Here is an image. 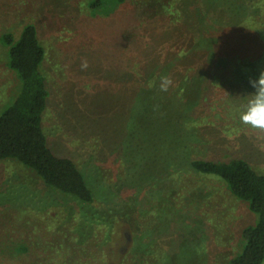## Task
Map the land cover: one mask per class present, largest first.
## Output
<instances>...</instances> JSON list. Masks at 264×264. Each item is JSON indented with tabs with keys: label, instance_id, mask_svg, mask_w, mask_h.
Returning <instances> with one entry per match:
<instances>
[{
	"label": "rangeland",
	"instance_id": "obj_1",
	"mask_svg": "<svg viewBox=\"0 0 264 264\" xmlns=\"http://www.w3.org/2000/svg\"><path fill=\"white\" fill-rule=\"evenodd\" d=\"M90 1L0 0V35L9 31L17 36L25 24L36 26L46 50L43 69L51 90L44 114L48 142L53 150L74 160L100 196L103 184L100 179H94L97 174L94 163H97L90 153L91 143L98 146L101 141L94 137L95 133L92 137L86 136L83 127H79L76 104L71 100L97 92L112 94L98 103L95 114L97 122L104 124V127L97 125L101 133L112 137L114 143H120L124 137L118 127L127 126L129 95L117 91L130 85V78L128 82L122 76L115 80L113 76H104L99 69L120 74L134 60L138 62L134 67H139L152 60L146 51L147 41L153 44L155 38L160 39L158 47L162 45L165 52L173 45V40L164 34L169 24L153 16L157 7L151 9L147 4L143 5V0H122L115 10L97 14L89 8ZM256 7V14L246 18L245 23L212 30L217 33L213 42L215 48L223 46L226 50L217 56L223 66L216 69L210 65L200 73V100L191 114L194 123L197 122L203 146L209 150L206 157L221 160L240 157L256 169L264 170V130L254 129L239 119L254 89L246 88L243 80L238 83L236 79L241 75L233 71L238 59L256 66L254 62L264 58V0H257ZM251 20L256 23H250ZM88 65L94 72L87 71ZM251 65L246 66L248 70ZM19 86L16 75L4 61V48L0 43V111ZM143 87H147L146 84ZM139 88L136 93L142 90ZM135 123L143 124V120L139 118ZM109 125L116 126L112 135L107 132ZM139 140L140 137L128 145L143 146V141ZM128 155H133L129 162L136 163L139 159L138 168L130 166L129 172L143 173V151L128 152ZM102 162L99 164L109 170L112 164ZM114 165L117 164L113 163L110 168L116 171ZM173 168L163 181H159L163 195L156 201L152 199L159 212L153 219L158 220L159 228L163 227V230L168 226L165 229L168 232L163 235L174 234L164 238L168 242L176 241L181 247L175 246L176 257L173 259L152 261L147 255L143 257V264H227L241 248L243 228L253 224L256 215L250 211L247 202L233 196L219 179L178 169V165ZM102 170L105 173L104 168ZM92 172L94 176H91ZM120 173L119 167L117 175L109 180L115 184L113 200L122 201L124 209H118L122 206L115 209L114 216L121 222L116 223L118 227L113 233L111 247L105 249L109 254L105 255L94 245L97 240L94 235L85 244L69 239L76 232L70 227L84 224L74 201L44 185L35 172L23 164L10 159L0 160V264L140 262L142 259L135 261L129 253L125 254L129 242H124V235L132 230L136 233L138 229V212L143 210V188L137 196L138 203L129 187L119 191L123 184L120 180H124ZM74 213L78 219L70 221L69 215Z\"/></svg>",
	"mask_w": 264,
	"mask_h": 264
},
{
	"label": "trees",
	"instance_id": "obj_2",
	"mask_svg": "<svg viewBox=\"0 0 264 264\" xmlns=\"http://www.w3.org/2000/svg\"><path fill=\"white\" fill-rule=\"evenodd\" d=\"M121 1L91 0L88 6L94 14L106 13L115 10ZM145 4L151 9L157 7L154 18H161L169 24L164 34L170 36L173 45L163 52L162 45L158 47L160 39L155 38L153 44L146 43V51L152 60L139 67H134L138 63L136 60L131 61L127 70L120 74L110 69H99L104 76H113L115 80H120L122 76L128 82L130 78L131 84L117 91L129 95L127 126L118 127L124 137L121 142L116 144L111 140L112 137L101 133L98 126L104 127V124L97 122L95 114L98 103L112 94L97 92L90 97L71 100L76 104L79 127H83L86 136L92 137L95 133L94 137L100 138V145L91 143L90 156L92 159L95 156L97 174L94 179L101 180L103 193L98 196L74 160L53 150L48 142L44 114L51 90L49 78L43 69L46 50L32 23L25 24L17 36L9 31L0 35L4 61L20 83L15 94L0 111V160L10 159L23 164L33 170L44 185L74 201L84 224L70 227L76 232L69 239L85 244L94 235L97 239L94 245L101 249L99 253L105 255L109 254L105 249L111 247L113 233L121 222L114 215L115 209L122 206V201L118 204L113 200L115 184L109 180L117 175L120 167V175L124 180H120L123 184L119 191L129 187L134 199L140 203L137 196L143 188V210L138 212V229L136 233L132 230L130 234L124 235V242H129L125 254L129 253L135 261L142 259L137 264H143V257L147 255L152 261H168L175 256V246L181 247L174 240L168 242L164 237L174 233L163 235L168 232L165 230L168 226L163 230V227L159 228L158 220L153 219L159 213L153 202L163 195L159 181H163L170 170L175 169V165H178V169L185 168L219 179L233 196L247 202L250 211L256 215L255 222L243 228L241 248L227 264H263L264 170L256 169L248 160L240 157L228 160L206 157L209 150L203 146V138L191 114L200 100V73H204L210 65L216 69L223 66L217 56L226 50H223V46L215 48L213 42L217 33L212 30L243 23L246 18L256 14L257 0H143ZM253 22L256 23L252 20L250 23ZM240 61L238 59L233 66L235 74L241 75L236 81L239 83L243 80L244 86L253 90L250 81L257 79L264 70V58L254 62L256 66L248 64L246 60ZM247 65L252 68L248 70ZM86 68L94 72L89 65ZM164 77L170 80L167 90L160 87ZM143 84L147 87L144 88ZM137 88L142 90L136 93ZM138 117L143 120V124L135 123ZM115 130V125H109L108 135H112ZM139 137L143 146L128 145ZM141 151L143 173L131 174L130 166L138 168L139 159H136V163L129 162L128 159L133 155H128V152ZM98 155L99 160L96 158ZM100 161L117 164L114 167L118 171L112 170V165L108 170L107 166L99 164ZM151 196L153 198L149 199ZM124 205L131 210L129 204ZM118 209L123 211L124 208ZM72 214L69 215L70 221L78 219L77 213ZM196 243L199 245V240Z\"/></svg>",
	"mask_w": 264,
	"mask_h": 264
},
{
	"label": "clouds",
	"instance_id": "obj_3",
	"mask_svg": "<svg viewBox=\"0 0 264 264\" xmlns=\"http://www.w3.org/2000/svg\"><path fill=\"white\" fill-rule=\"evenodd\" d=\"M170 80L162 78L161 89L167 90ZM254 91L247 105L239 114L240 121L254 129L264 130V70L257 79L250 81Z\"/></svg>",
	"mask_w": 264,
	"mask_h": 264
}]
</instances>
